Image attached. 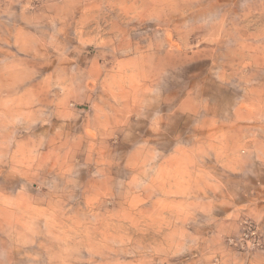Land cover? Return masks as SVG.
Segmentation results:
<instances>
[{"label":"rangeland","instance_id":"374dc122","mask_svg":"<svg viewBox=\"0 0 264 264\" xmlns=\"http://www.w3.org/2000/svg\"><path fill=\"white\" fill-rule=\"evenodd\" d=\"M0 264H264V0H0Z\"/></svg>","mask_w":264,"mask_h":264},{"label":"crops","instance_id":"0c3cea01","mask_svg":"<svg viewBox=\"0 0 264 264\" xmlns=\"http://www.w3.org/2000/svg\"><path fill=\"white\" fill-rule=\"evenodd\" d=\"M207 168V167H206ZM206 168H200V170L204 173L206 172H214L215 168H211V169H206ZM214 169V170H213ZM199 170V171H200ZM223 170V169H222ZM225 172V170H223ZM216 175V174H215ZM215 175H210L212 177V188H215L216 191L212 190V193L209 194V196H212V200H213V205L214 208L213 210L216 211L218 210V205H220L222 203V199L223 196L222 194L220 195L221 192H224V188L227 187L226 183H224V180L221 176H215ZM232 200L233 203L236 204L238 203L237 197L236 195H232ZM237 210V209H236ZM233 210L230 213L227 214H215L214 218L212 219H207L206 221H202L200 222V225L198 226L197 229V233L200 236H218L221 237L225 234L234 232L236 230H238L239 226H240V222H239V212L238 210ZM190 229L192 231H194V229H192L190 227Z\"/></svg>","mask_w":264,"mask_h":264},{"label":"built area","instance_id":"2783aa9c","mask_svg":"<svg viewBox=\"0 0 264 264\" xmlns=\"http://www.w3.org/2000/svg\"><path fill=\"white\" fill-rule=\"evenodd\" d=\"M257 227H255L253 224H251L250 227H247V230L244 232V238H250L257 233Z\"/></svg>","mask_w":264,"mask_h":264}]
</instances>
